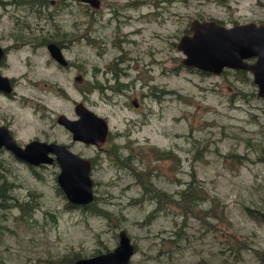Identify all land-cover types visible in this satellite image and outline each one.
Returning a JSON list of instances; mask_svg holds the SVG:
<instances>
[{
    "label": "rangeland",
    "instance_id": "1",
    "mask_svg": "<svg viewBox=\"0 0 264 264\" xmlns=\"http://www.w3.org/2000/svg\"><path fill=\"white\" fill-rule=\"evenodd\" d=\"M192 18L262 22L264 0H100L98 7L0 0V44L8 48L0 71L14 78L15 90L0 92V124L20 145L56 141L89 157L97 197L91 209L108 211L69 206L56 162L31 165L2 147L0 184L11 187L10 198L0 199V264H74L113 249L121 228L136 246L128 264L264 263L253 251H264V97L249 72L214 74L180 63L184 55L175 45ZM44 38L60 42L67 66L51 57ZM116 83L123 90L110 88ZM79 101L108 121L101 148L72 139L56 120L60 113L76 118ZM151 147L177 158H158ZM112 148L131 153L136 170L150 172L154 186L171 197L193 175L205 187L214 202L200 204L205 218L187 219L190 243L174 235L180 212L173 204L153 212L157 201L114 166ZM24 202L34 204L30 217L22 215ZM229 234L250 246L240 258L220 251Z\"/></svg>",
    "mask_w": 264,
    "mask_h": 264
},
{
    "label": "water",
    "instance_id": "2",
    "mask_svg": "<svg viewBox=\"0 0 264 264\" xmlns=\"http://www.w3.org/2000/svg\"><path fill=\"white\" fill-rule=\"evenodd\" d=\"M82 1L93 7L100 5V0ZM175 46L183 53L180 63L185 66L214 74H220L227 68L248 71L256 84L257 94L264 97V21L226 25L216 19L192 18L189 32L182 33ZM46 47L56 62L63 66L68 64L62 47L56 41H48ZM4 53L0 44V61ZM0 90L7 94L14 90L10 77L1 71ZM133 103L137 105L136 100ZM74 110L76 118L60 113L56 117L57 122L71 132L72 139L101 148L110 134L107 119L82 101L75 103ZM2 147L31 165L56 162L59 166L56 180L69 203L86 206L93 201L92 162L89 157L77 154L66 144L56 141L31 139L20 145L4 124H0ZM134 251L131 237L121 228L118 243L113 249L79 257L75 264H128Z\"/></svg>",
    "mask_w": 264,
    "mask_h": 264
},
{
    "label": "trees",
    "instance_id": "3",
    "mask_svg": "<svg viewBox=\"0 0 264 264\" xmlns=\"http://www.w3.org/2000/svg\"><path fill=\"white\" fill-rule=\"evenodd\" d=\"M31 1V0H30ZM70 40V39H69ZM48 41H51V39L44 38L43 43H47ZM60 44V42H58ZM61 45V44H60ZM185 66V65H184ZM188 67V66H187ZM194 68V67H193ZM238 72H240L242 75H244L246 70L242 69H236ZM115 77H118V74L116 72ZM124 85L120 83H116L114 88L111 87L113 91L120 92L123 90ZM92 88V87H91ZM91 88H88V91L92 90ZM94 88H99V85L97 84ZM102 89V87L100 88ZM81 90L85 92V89ZM115 149V148H112ZM149 150L155 154L158 158H177L176 154L172 150H161L158 147H151ZM110 157L113 159V164L119 169H125L129 171L135 178V180L142 186L144 194H146V199H153L156 200L158 205L153 210L155 212L156 210L160 209L163 205L173 204V206L177 209L178 212H180L182 216V222L180 227L174 232V235H187L184 226L187 222V219L190 217H198V218H205L207 215V210H204L200 204L202 202L211 201L214 202L211 198H208L206 194V189L202 184H199L197 182V179L195 175L192 176V179L187 184V186L175 193L173 197L171 195L165 194L163 191L157 189L152 179L150 178V172L149 174L145 171H138L136 170V167H134V160L131 153H128L126 155H123L120 153L118 148L111 151ZM239 156V155H238ZM1 175V173H0ZM11 184L8 183H1L0 184V199L1 198H10L8 193H6L7 189H10ZM1 191H3V194H1ZM59 191L62 193V189L59 187ZM211 199V200H210ZM97 200V197L94 194V199L91 203H89L86 206H82L83 208H89L92 212L99 213L102 215L107 214L108 211H106L104 208L97 206L95 209H91V207L94 205L95 201ZM218 205H220L221 209L220 212H222L223 216L225 217L222 210H224V206H222L218 201ZM35 203V202H34ZM0 205L2 206L3 203L0 200ZM25 206V207H24ZM69 206H72L69 203ZM20 208L22 211V215H26L27 217H30L32 214V210L34 208V204L29 202H24L20 204ZM245 210L248 214L253 215L254 212L259 213L254 207L245 206ZM226 219V218H225ZM227 221V220H226ZM228 236H231L232 238H226L225 244L222 245V248H220V251L222 254H224V258H227L228 255H233L236 258H240L243 255V252L248 250L250 246L246 243L244 239H239L234 234H229ZM183 238V237H182ZM186 240L188 243L191 242V239L189 238V235H187ZM256 253L261 255V258L264 259V251H258L256 249H253ZM263 263V262H262ZM264 264V263H263Z\"/></svg>",
    "mask_w": 264,
    "mask_h": 264
},
{
    "label": "flooded vegetation",
    "instance_id": "4",
    "mask_svg": "<svg viewBox=\"0 0 264 264\" xmlns=\"http://www.w3.org/2000/svg\"><path fill=\"white\" fill-rule=\"evenodd\" d=\"M202 20V19H201ZM47 44V43H46ZM60 45V44H59ZM61 46V45H60ZM4 47V51H5V53H4V55H3V57H2V59L3 58H5L6 57V55H7V50H8V48L7 47H5V46H3ZM62 47V46H61ZM2 59H1V61H2ZM68 64H69V61H68ZM67 64V65H68ZM61 65V64H60ZM67 65H65V66H67ZM63 66V65H62ZM11 79V82H12V84H13V81H14V78L13 77H11L10 78ZM13 87H14V84H13ZM111 88V87H110ZM0 92L1 93H4L5 95L7 94V93H5V92H2L1 90H0ZM14 92H15V90H13L11 93H9V94H7L8 96H14ZM3 124V123H2ZM4 125H6V126H8L7 125V123H5ZM9 127V126H8ZM10 131H11V129H10ZM11 133H12V131H11ZM91 162H92V160H91ZM135 245V244H134ZM111 250V249H110ZM135 250H136V246H135ZM107 251H109V250H107ZM105 252V251H104ZM135 252V251H134ZM99 253H101V252H99ZM97 254V253H96ZM134 254V253H133ZM132 254V255H133ZM95 255V254H94ZM76 259H78V258H76ZM76 259L74 260V264H75V261H76Z\"/></svg>",
    "mask_w": 264,
    "mask_h": 264
}]
</instances>
